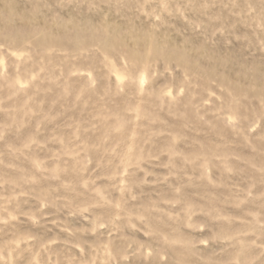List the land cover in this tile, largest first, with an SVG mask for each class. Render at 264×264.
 <instances>
[{
    "label": "rangeland",
    "instance_id": "374dc122",
    "mask_svg": "<svg viewBox=\"0 0 264 264\" xmlns=\"http://www.w3.org/2000/svg\"><path fill=\"white\" fill-rule=\"evenodd\" d=\"M0 264H264V0H0Z\"/></svg>",
    "mask_w": 264,
    "mask_h": 264
}]
</instances>
